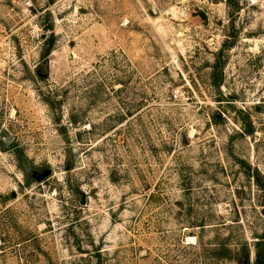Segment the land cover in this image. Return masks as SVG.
Segmentation results:
<instances>
[{"label":"rangeland","instance_id":"1","mask_svg":"<svg viewBox=\"0 0 264 264\" xmlns=\"http://www.w3.org/2000/svg\"><path fill=\"white\" fill-rule=\"evenodd\" d=\"M234 2L0 0V264H256L264 0Z\"/></svg>","mask_w":264,"mask_h":264},{"label":"trees","instance_id":"2","mask_svg":"<svg viewBox=\"0 0 264 264\" xmlns=\"http://www.w3.org/2000/svg\"><path fill=\"white\" fill-rule=\"evenodd\" d=\"M227 3L229 5V7H231L233 9V11H238V7L235 8V2L234 0H227ZM52 50L51 49H47L46 53H45V57L44 58H47L50 54H51ZM223 53V50H221L219 52V55H221ZM221 69H222V66L221 64L219 63V61L216 62V64L214 65L213 67V73H212V81H213V84L214 86L219 89L220 86H221V79H222V74H221ZM252 130H246L245 133L247 134H252ZM250 169V167H249ZM258 186H260L262 189L264 188L263 185L261 184L260 185V182H258ZM262 239H264V237H262ZM258 248L261 247V244H257ZM261 251V252H260ZM260 251H258V255H257V261H256V264H264V251L262 249H260Z\"/></svg>","mask_w":264,"mask_h":264}]
</instances>
